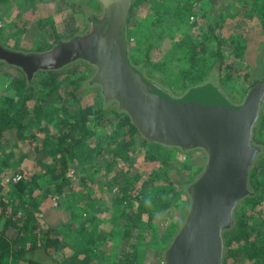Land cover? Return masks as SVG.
Returning a JSON list of instances; mask_svg holds the SVG:
<instances>
[{
    "label": "trees",
    "instance_id": "1",
    "mask_svg": "<svg viewBox=\"0 0 264 264\" xmlns=\"http://www.w3.org/2000/svg\"><path fill=\"white\" fill-rule=\"evenodd\" d=\"M44 1L59 5L58 0ZM62 1L63 7L59 5L58 9H69L71 16L82 15L87 28L81 32L76 28L66 37L65 33L56 31L50 18L46 24L50 25L54 40L46 48L34 51H47L60 41L85 33L90 18L102 12L97 0L90 1L99 4L101 11L89 7L88 1ZM202 1L205 0H185L173 6L171 0H135L128 22L129 42L141 45L144 42L146 51L152 50L158 40L154 33L164 36L176 29L180 31L189 16L203 14L204 4H199ZM142 3H149L152 12L141 20L137 9ZM216 5L221 13L220 21L206 22L203 27L198 16L193 22V26L200 22L202 30L217 44L208 47L205 38L203 42L190 41L184 57L191 70L185 68L181 72L187 87L185 93L205 84H213L223 91V86L228 84L248 83L244 88L247 93L260 80L250 82L254 63L248 59V47L254 39L263 42L264 0H223ZM146 19L151 20L152 29L142 26ZM150 62L147 52L144 62L132 63L159 84L148 72ZM65 69L68 72L60 74ZM259 69L264 71L263 59ZM2 71L8 75L10 84L7 90H0V264H65L59 255L66 247L74 264H93L98 260L99 251L94 254L93 247L100 232L97 217L91 213L97 199L85 205L89 213L79 215L81 209L77 206L70 220L55 226L41 219L43 211L38 196L48 184L46 200L49 194L66 198L75 209L74 197L82 191L78 187L90 189L87 178L106 177V174L111 175L105 183L109 205L116 208L113 227L120 228L115 234L130 243L133 237L136 239L133 245L136 264H148L149 256L156 262L155 250H160L164 264L166 250L181 228L170 226L159 234L157 214L183 193L179 190L181 185L189 206L188 188L204 167L189 181L175 180L153 191L138 183L140 174H134L133 168L144 166L151 177L167 182L168 169L156 165L162 164L157 150L172 148L176 154L177 150L188 153L192 149L147 140L127 111L121 109L116 100L105 98L101 85L93 81L96 68L86 60H77L60 69L41 70L32 78L27 77L21 67L0 60ZM252 143L260 151L250 168L249 193L235 209L232 226L223 231V264H264V104L254 127ZM40 152L46 154L44 166L37 156ZM71 170L77 172L81 184L70 174ZM17 176L20 178L15 179ZM80 195L83 200L88 192ZM82 216L89 218L87 225ZM57 228L59 233H56ZM146 230L150 231L151 240L144 242L149 248L141 250L140 255L138 245L140 240L146 239L142 237ZM162 241H166L164 247H161Z\"/></svg>",
    "mask_w": 264,
    "mask_h": 264
},
{
    "label": "water",
    "instance_id": "2",
    "mask_svg": "<svg viewBox=\"0 0 264 264\" xmlns=\"http://www.w3.org/2000/svg\"><path fill=\"white\" fill-rule=\"evenodd\" d=\"M97 1L102 12L90 18L85 33L41 52L0 42V60L21 67L29 78L41 70L86 60L96 68L93 81L101 85L105 98L116 100L147 140L202 149L206 164L188 188L189 211L166 250L164 264H223V231L232 226L235 209L249 193L250 168L260 151L252 140L264 104V78L239 105L213 84L177 97L130 59L127 30L135 0Z\"/></svg>",
    "mask_w": 264,
    "mask_h": 264
},
{
    "label": "rangeland",
    "instance_id": "3",
    "mask_svg": "<svg viewBox=\"0 0 264 264\" xmlns=\"http://www.w3.org/2000/svg\"><path fill=\"white\" fill-rule=\"evenodd\" d=\"M85 1L90 2L89 7L92 9L98 8L101 11V6L99 4L97 6L93 1L84 0V2ZM184 1L185 0H171V5L175 6L177 3ZM190 1L192 2L193 0ZM218 1L222 2L223 0H205L200 2L199 4H204L205 7L204 9L202 8L204 10L203 14L200 13L198 15L189 16V20L186 22L185 27L181 28L180 31L176 29L171 35L164 33V36L161 35V33H154L155 39L158 40L155 42L152 50L146 51L147 47L143 44L144 42L141 45V43L137 44L136 41H131V61L134 63L135 61L137 63H142L145 60L146 53L149 52L151 62L147 66L149 67L148 72L168 92L177 97H181L187 88L184 85L185 82L181 72L185 68L191 70L190 64L184 57L185 50L187 51L189 49L190 41L195 40V42H203L205 41L203 38H205V44L207 43L206 45L208 47L217 44L216 40L210 39V34L208 32L202 30L200 22L196 26H193V22L198 16L201 18V22H203V27H206V22L215 24L220 21L222 17L216 5ZM58 3L63 7L64 1L58 0ZM59 5L53 3L49 5L46 4L44 0H39L37 3L33 0H0V42L2 41L9 47H14L25 52H34V50L38 48H46L54 40L51 34L52 31H50V25L46 24L47 20L50 18L53 20L56 31L65 33L66 37L71 36L76 28L78 32L87 28L85 17L80 14L71 16L69 9L61 11L58 9L60 7ZM193 5H195V3ZM150 7L151 5L149 3H142L139 6L137 13L140 15L141 20L152 12ZM146 21L147 22L144 21L142 23V26H147L152 29V26H150L151 20L146 19ZM255 25H258V21L255 22ZM248 54V59L252 61V64L254 63V67L250 71L253 80L250 82L263 78L264 71L259 69V64H261L262 59L264 61V39L262 43H260L258 39L252 40L248 47ZM66 71L68 72V70L65 69L60 74H65ZM0 83V90H7L10 79L4 71L0 72ZM247 86L248 83L228 84L223 86V91L235 105H239L245 99L246 93L244 92V88ZM172 150V148L167 149L161 147L156 152L159 159L162 161V164L158 162L156 165H161L169 171L167 182L156 180L151 177L148 168L144 166L139 165L133 168L134 174H140L138 183L141 186L143 185L153 191L175 180L180 182L189 181L193 177H196L199 171L205 167L207 156L202 149L195 148L188 153L179 152L177 150L176 154L173 153ZM37 156L44 166L47 161L46 154L40 152ZM70 174L76 177L74 179H76L78 184H81L75 170H71ZM110 176V174H106V177L87 178L88 187L90 189L79 186L78 188L82 191L78 193L88 192V196H84L82 200L80 198L81 195L76 194L74 197L75 209L71 207L70 202L72 203V201H68L66 198H60L49 194V198L46 200V196L44 195L45 191L49 188V185L46 184L44 188L41 189L43 193H40L38 196L41 201V210L43 211L41 219L55 226H59L61 223L70 220L76 214L77 206L81 209L78 212L79 215L89 213L85 205L91 203L92 199H97L91 213L97 217L96 224L100 232L94 244L95 246L93 245L94 254H97L99 251V255L97 256L98 260L93 264H136V259L134 258L135 248L133 247V245L137 243L136 239L133 237L130 243L129 240L123 239L122 235L119 236L115 234V232L120 229L113 227L114 222L112 220L116 213V208L115 205H109L110 196L107 192L108 186L105 185V183L111 179ZM179 190L183 193L175 197L169 207L157 214L158 217L156 220L158 221L159 234H163L170 226H175V229H178L184 224L188 213L187 209L189 211L190 205L188 206L187 198L184 194V186L181 185ZM39 191L40 190H37L36 194H39ZM82 221L86 222L87 225L89 218L87 216H82ZM92 229L93 228H91V230ZM56 233H59L58 228ZM144 233L145 236L143 235L142 237L146 239L143 242L140 240L141 243L138 245L140 255L144 249L149 248L144 242L151 240L150 231L146 230ZM165 242L166 241L161 242V247H164ZM69 251L67 247L64 248L60 252V259L65 264H74V259L69 255ZM159 251L160 250H155L156 254L154 256L157 257L155 259L156 262H154L151 256L147 257L148 264H151V259L153 260V264H163ZM140 258L141 257H139V259Z\"/></svg>",
    "mask_w": 264,
    "mask_h": 264
},
{
    "label": "built area",
    "instance_id": "4",
    "mask_svg": "<svg viewBox=\"0 0 264 264\" xmlns=\"http://www.w3.org/2000/svg\"><path fill=\"white\" fill-rule=\"evenodd\" d=\"M20 178V176H17L15 179H19ZM6 181H9V179H7Z\"/></svg>",
    "mask_w": 264,
    "mask_h": 264
}]
</instances>
